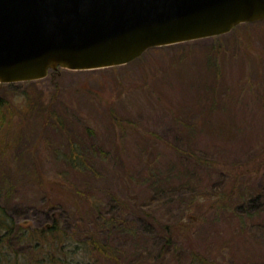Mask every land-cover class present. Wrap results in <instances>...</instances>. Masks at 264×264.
<instances>
[{"label": "rangeland", "instance_id": "rangeland-1", "mask_svg": "<svg viewBox=\"0 0 264 264\" xmlns=\"http://www.w3.org/2000/svg\"><path fill=\"white\" fill-rule=\"evenodd\" d=\"M220 38L0 86V264H264V21Z\"/></svg>", "mask_w": 264, "mask_h": 264}, {"label": "water", "instance_id": "water-1", "mask_svg": "<svg viewBox=\"0 0 264 264\" xmlns=\"http://www.w3.org/2000/svg\"><path fill=\"white\" fill-rule=\"evenodd\" d=\"M264 21V0H0V84L127 65Z\"/></svg>", "mask_w": 264, "mask_h": 264}, {"label": "trees", "instance_id": "trees-1", "mask_svg": "<svg viewBox=\"0 0 264 264\" xmlns=\"http://www.w3.org/2000/svg\"><path fill=\"white\" fill-rule=\"evenodd\" d=\"M248 25H250V24H248ZM219 39H221V38L220 37L212 38V40H219ZM221 45H222V43L219 44V45L216 44L217 50L219 52H220L219 48H221ZM60 70L61 69H59L57 71H50L48 77L43 79V80L46 81V79H48V78L51 79V80H55V78L58 76ZM40 82H42V81L41 80L40 81H36L35 83H40ZM31 84H34V82H32ZM0 86H3V85L1 84ZM7 105L9 106V102L7 100H5L4 97L0 96V114L4 113V109L7 107ZM74 164H76V163H74ZM77 164H78V162H77ZM56 230H57V227H53V229L50 230V231L52 233H54ZM50 231L48 232L49 234H50ZM92 241L94 242L95 250L98 251L101 255H103V254L105 255L106 254V255H110L111 257L114 256V251L109 248V245L102 244L99 247V243H97L96 240L93 239Z\"/></svg>", "mask_w": 264, "mask_h": 264}]
</instances>
